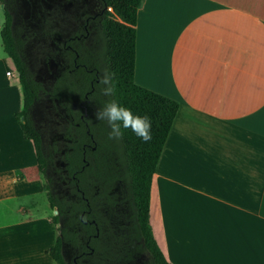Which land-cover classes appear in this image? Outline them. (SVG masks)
<instances>
[{"label": "crops", "instance_id": "crops-1", "mask_svg": "<svg viewBox=\"0 0 264 264\" xmlns=\"http://www.w3.org/2000/svg\"><path fill=\"white\" fill-rule=\"evenodd\" d=\"M134 51L133 81L178 103L149 197L166 258L264 264V0H141ZM21 107L0 35V264H55Z\"/></svg>", "mask_w": 264, "mask_h": 264}, {"label": "flooded vegetation", "instance_id": "flooded-vegetation-1", "mask_svg": "<svg viewBox=\"0 0 264 264\" xmlns=\"http://www.w3.org/2000/svg\"><path fill=\"white\" fill-rule=\"evenodd\" d=\"M0 3L10 16L11 31L23 60L39 83L37 98L29 112L44 147L46 181L51 193L58 198L83 201L80 220L94 224L95 232L91 234L94 236L98 227L92 217L95 208L89 200L93 204L102 203L100 210L110 223L114 217L109 215L110 204L114 201L118 217L131 236L136 222L121 140L110 138L107 121L95 117L96 111L109 101L100 84L106 72L103 25L109 17L108 5L105 0H0ZM55 84L59 87V98L51 93ZM80 94L82 98L77 100ZM79 127L85 128L84 136L69 131ZM73 142L78 144L75 150ZM68 151L75 154L72 170L64 159ZM114 173L119 176L111 180ZM81 181L87 184H80ZM62 251L67 263L79 256L78 248L73 246L63 244Z\"/></svg>", "mask_w": 264, "mask_h": 264}, {"label": "trees", "instance_id": "trees-1", "mask_svg": "<svg viewBox=\"0 0 264 264\" xmlns=\"http://www.w3.org/2000/svg\"><path fill=\"white\" fill-rule=\"evenodd\" d=\"M140 2L141 0H105V4L112 8V12L108 11L109 17L103 25L105 37L103 64L106 72L114 74L115 83V94L108 96L109 100L115 99L122 106L130 108L134 114L147 115L152 122V139L147 143L130 129H122L123 136L120 138L124 151L126 181L136 222L135 231L131 236L126 233L127 226L118 217L114 201L110 204L109 215L114 216L113 222L110 223L109 218L100 210L102 203L93 204L92 200H89L91 207L95 208L92 217L98 227V234L94 236L91 235L95 232L94 224L80 220L84 202L58 198L51 193L46 181L44 147L29 112L37 98L39 83L23 60L17 39L11 31L10 16L3 10L4 21L0 28L2 47L17 73L22 92V107L15 116L23 136L31 139L33 143L47 202L56 210L50 220L58 224L59 232L53 244L46 249L55 264H172L166 258L151 228L149 197L154 168L178 103L170 97L136 84L132 79L135 18ZM52 89V95L59 98L57 84ZM81 98V94L76 97L77 100ZM84 130V127L69 129L78 136H84L86 134ZM93 130L89 127L90 132ZM71 146L72 150H75L78 144L73 142ZM72 154L73 152L68 151L64 155L69 170L73 169L72 164L75 161V154ZM118 176L116 173L112 174L111 180ZM82 183L87 184L86 181H81L80 184ZM63 244L78 248L79 256L75 261L66 262L61 253Z\"/></svg>", "mask_w": 264, "mask_h": 264}, {"label": "clouds", "instance_id": "clouds-1", "mask_svg": "<svg viewBox=\"0 0 264 264\" xmlns=\"http://www.w3.org/2000/svg\"><path fill=\"white\" fill-rule=\"evenodd\" d=\"M104 87L101 89L103 95L114 96L115 83L114 74L105 72L100 80ZM95 117L100 121H107L111 131L110 138L120 139L123 136L122 129H130L143 142L147 143L152 139V122L147 115L134 114L130 108L119 104L115 99L107 101L99 108Z\"/></svg>", "mask_w": 264, "mask_h": 264}, {"label": "rangeland", "instance_id": "rangeland-1", "mask_svg": "<svg viewBox=\"0 0 264 264\" xmlns=\"http://www.w3.org/2000/svg\"><path fill=\"white\" fill-rule=\"evenodd\" d=\"M3 17H4V15H3V11H2V8H1V6H0V27L3 25ZM122 21V20H121ZM16 73V72H15ZM17 74V73H16ZM43 195H44V198H45V201H46V206H47V208H48V215H49V217L51 218V215L53 214V213H55L56 211H55V209H53L49 204H48V202H47V199H46V191H45V189L43 188ZM156 219H157V216L154 218V220H155V222H156ZM54 230H55V232H56V234L59 232V228H58V225H56L55 223H54Z\"/></svg>", "mask_w": 264, "mask_h": 264}, {"label": "built area", "instance_id": "built-area-1", "mask_svg": "<svg viewBox=\"0 0 264 264\" xmlns=\"http://www.w3.org/2000/svg\"><path fill=\"white\" fill-rule=\"evenodd\" d=\"M107 9L112 12V8L110 6H108ZM6 72L9 73L10 71L7 70Z\"/></svg>", "mask_w": 264, "mask_h": 264}, {"label": "water", "instance_id": "water-1", "mask_svg": "<svg viewBox=\"0 0 264 264\" xmlns=\"http://www.w3.org/2000/svg\"><path fill=\"white\" fill-rule=\"evenodd\" d=\"M0 6H1V8H2V11L4 10L3 9V6H2V4L0 3ZM56 211V210H55ZM56 225H58V224H56ZM61 253H62V255H63V251H62V249H61ZM63 257H64V255H63Z\"/></svg>", "mask_w": 264, "mask_h": 264}]
</instances>
